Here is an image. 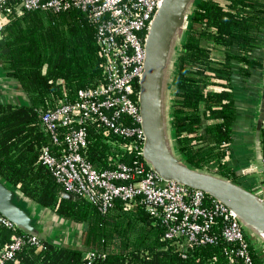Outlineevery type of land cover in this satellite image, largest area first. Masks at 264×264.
I'll use <instances>...</instances> for the list:
<instances>
[{
  "label": "trees",
  "instance_id": "16d2710c",
  "mask_svg": "<svg viewBox=\"0 0 264 264\" xmlns=\"http://www.w3.org/2000/svg\"><path fill=\"white\" fill-rule=\"evenodd\" d=\"M2 38L0 79L9 91L15 83L29 102L0 104V179L41 209L83 227L77 245L40 238L42 248L26 247L7 264H88L90 252L96 254L91 264H242L221 239L184 246L164 240L165 224L139 199L130 208L116 200L102 213L82 196L64 198V189L38 162L48 141L41 115L101 80L96 30L78 11H33L12 18ZM263 48L264 0H197L178 57L172 105L178 155L192 168L241 185L227 162L237 120L233 77H251L261 65L253 55ZM89 132L94 140L90 160L100 171L113 168L116 151L95 128ZM222 226L218 220L216 235ZM11 235L0 227V252ZM251 253L255 264H262L252 244Z\"/></svg>",
  "mask_w": 264,
  "mask_h": 264
},
{
  "label": "built area",
  "instance_id": "2783aa9c",
  "mask_svg": "<svg viewBox=\"0 0 264 264\" xmlns=\"http://www.w3.org/2000/svg\"><path fill=\"white\" fill-rule=\"evenodd\" d=\"M163 1L0 0V37L12 18L33 11L55 15L78 11L96 30L101 80L42 113L41 126L48 141L40 148L38 162L51 172L64 194L82 196L100 206L102 213L109 212L116 200L130 208L139 199L165 224L164 240L180 241L184 246L214 244L221 239L229 244L231 257L242 264H255L251 242L236 212L203 191L164 180L145 158L140 88L148 34ZM90 128L103 134L105 143L116 151L113 168L100 171L90 160L94 141ZM261 130V170L250 169L261 173L264 182V119ZM259 198L264 200V195ZM218 220L223 226L216 235ZM0 227L12 232L9 246L0 252V264L14 261L26 247H43L39 237L20 233L1 214ZM95 258V253H88V264Z\"/></svg>",
  "mask_w": 264,
  "mask_h": 264
},
{
  "label": "water",
  "instance_id": "95a60500",
  "mask_svg": "<svg viewBox=\"0 0 264 264\" xmlns=\"http://www.w3.org/2000/svg\"><path fill=\"white\" fill-rule=\"evenodd\" d=\"M196 2L197 0H164L148 34L139 99L146 133L145 158L164 180L203 191L236 212L246 230L264 233V207L259 204L264 200L230 180L192 168L175 154L168 126L164 123L165 95L168 89L170 92L168 85L172 81L171 76L169 79L168 69L173 48L179 41H183L187 33L179 27V20L184 16L191 19ZM2 66L3 62L0 60L1 70ZM174 76L175 74L173 78ZM5 84L6 81L0 79V104H12L11 92L6 89ZM263 118L264 100L260 108L259 124ZM256 172V169H247L244 174ZM64 198L72 199L73 195L67 193ZM32 204L36 205L18 188L0 179V214L23 232L53 242L47 226L56 225L54 222L62 218L56 215L55 220L42 221L38 211L30 208Z\"/></svg>",
  "mask_w": 264,
  "mask_h": 264
},
{
  "label": "crops",
  "instance_id": "0c3cea01",
  "mask_svg": "<svg viewBox=\"0 0 264 264\" xmlns=\"http://www.w3.org/2000/svg\"><path fill=\"white\" fill-rule=\"evenodd\" d=\"M190 23V20H189ZM189 26V25H188ZM3 38L0 37V53L3 49ZM253 58L260 62V66L256 68L251 77L243 79L239 74H234L233 77V91L235 95V102L237 108V120L233 128L234 140L231 145L230 155L227 158V162L236 170L237 174L240 176L239 182H241L242 187L247 189L250 192L255 193L257 196L264 195V182L263 175L261 173H251L244 174L245 170L257 167L253 164H248V161L243 162L246 165H241V163L233 164L232 160L237 159L235 156V146L241 149H255L258 152L261 150L260 147V137L262 134V123L259 124L260 108L262 101L264 100V48L258 53L253 55ZM175 78V77H174ZM255 83V84H253ZM10 87V100L14 105H27L28 98L22 93V90L18 88L15 83ZM171 89V87H170ZM242 89V90H241ZM9 91V92H10ZM250 91L249 98L248 96H243V93ZM167 93V92H166ZM170 93V92H169ZM174 96V94H173ZM173 98V97H172ZM173 105V99H172ZM170 120L172 127V110L170 112ZM264 119V118H263ZM263 122V120H262ZM245 151H242L244 153ZM249 152V151H247ZM248 154L244 155L245 159L248 160ZM254 180V181H253ZM259 194V195H258ZM33 210L38 211L40 207L30 206ZM42 221L48 222L55 220V214H51L49 210L42 209L40 215ZM40 217V218H41ZM56 225L47 226V231L49 233L50 239L54 243L63 244V245H77L78 238L82 233L83 227L78 226L74 222L66 221L64 219H59L55 221ZM57 231V232H56ZM249 240L256 252L260 256L261 263L264 264V240L259 238L255 231L246 230Z\"/></svg>",
  "mask_w": 264,
  "mask_h": 264
},
{
  "label": "rangeland",
  "instance_id": "374dc122",
  "mask_svg": "<svg viewBox=\"0 0 264 264\" xmlns=\"http://www.w3.org/2000/svg\"><path fill=\"white\" fill-rule=\"evenodd\" d=\"M187 16L181 21L182 23H181V25H180V28H183V29H185V28H187L188 27V25H189V20H187ZM187 21V22H186ZM187 24V25H184V24ZM184 26V27H183ZM187 30H188V28H187ZM186 30V31H187ZM178 38V37H177ZM182 44H183V41L181 42V41H179L178 42V44L176 45V46H174V48H173V56H172V58H171V62H170V66H169V69H168V75H169V79H170V76H171V82H170V84L168 85V86H170L171 87V89H170V93H169V89H168V92L166 93V103H165V105H164V108H165V110H164V113L166 114V117H165V121H164V123L165 124H167V126H168V130H169V132H170V135H171V140H172V147L174 148V152H175V154L177 155V156H179L178 155V151H177V148H176V145H175V142H174V137H173V129H172V127H171V120H170V112H171V110H172V97H173V94H174V78H173V75L175 74L176 75V68H177V64H178V57H179V55L181 54V51H182ZM2 75V72H1V70H0V76ZM175 77V76H174ZM253 84H255V83H253ZM242 90V89H241ZM244 92V91H243ZM248 94H250V91L248 92V91H246V92H244L243 93V96H248V98H249V95ZM28 98V97H27ZM28 101H29V98H28ZM236 148H235V154H236V158L237 159H233L232 160V163L233 164H238V163H241V165L243 166V165H246L244 162H243V160L246 162V161H248V164L250 163V164H253V165H255V166H257V168L258 169H260L261 168V150L258 152L257 150H255V149H249V150H247V149H241V148H239V147H237V146H235ZM172 148V149H173ZM242 151H245L244 153H242ZM247 151H249V152H247ZM249 153V157H248V160H246L245 159V157H244V155H246V154H248ZM180 157V156H179ZM247 163V162H246ZM233 166V165H232ZM254 174H256V173H254ZM254 181V180H253ZM259 195V194H258ZM41 208L39 209V211L41 212ZM40 212H39V214L38 215H40ZM50 213L51 214H54L52 211H50ZM57 232V231H56Z\"/></svg>",
  "mask_w": 264,
  "mask_h": 264
},
{
  "label": "bare ground",
  "instance_id": "6f19581e",
  "mask_svg": "<svg viewBox=\"0 0 264 264\" xmlns=\"http://www.w3.org/2000/svg\"><path fill=\"white\" fill-rule=\"evenodd\" d=\"M186 16H184V17H182L180 20H179V27H180V25H181V21L185 18ZM187 20H190V18L188 17L187 18ZM187 22V21H186ZM184 25H187L186 23L184 24ZM182 26V25H181ZM184 27V26H183ZM188 28V27H187ZM187 28H185L184 30H187ZM259 204L261 205V206H263L264 207V202L263 201H260L259 202ZM257 235L259 236V238H261L262 240H264V233H261V232H258L257 233Z\"/></svg>",
  "mask_w": 264,
  "mask_h": 264
}]
</instances>
